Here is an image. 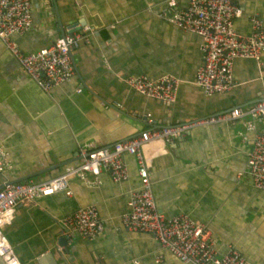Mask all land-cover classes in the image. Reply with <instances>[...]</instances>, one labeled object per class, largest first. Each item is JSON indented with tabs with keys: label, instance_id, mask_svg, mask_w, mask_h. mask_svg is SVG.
Here are the masks:
<instances>
[{
	"label": "crops",
	"instance_id": "1",
	"mask_svg": "<svg viewBox=\"0 0 264 264\" xmlns=\"http://www.w3.org/2000/svg\"><path fill=\"white\" fill-rule=\"evenodd\" d=\"M54 1L56 14L53 0H31L33 27L14 36L21 51L46 46L75 24L89 25L92 33L72 51L75 75L49 91L25 74L0 40V147L9 161L0 184L34 172L23 181L57 176L79 163L80 146H110L149 128L146 113L153 125H173L233 107L246 110L261 97L264 54L259 62L235 59L228 91L206 94L195 85L201 39L160 19L161 0ZM237 1L243 8L235 20L238 32H250L253 14L264 24V0ZM177 2L183 7L187 0ZM165 74L180 79L171 105L143 96L123 81L129 75ZM248 119L195 126L172 143L147 145L144 151L154 198L165 216L195 217L210 230L219 251L232 245L246 264H264V190L256 189L247 173V151L254 133L264 130V117L253 131L243 125ZM124 162L129 170L125 181L114 182L105 171L90 176L91 184L72 175L70 196L56 192L18 204L3 233L20 262L39 264L38 257L59 250L60 220L93 205L104 230L93 239L72 240L68 264H186L151 234L123 226L130 192L138 187L135 156L125 155Z\"/></svg>",
	"mask_w": 264,
	"mask_h": 264
},
{
	"label": "built area",
	"instance_id": "2",
	"mask_svg": "<svg viewBox=\"0 0 264 264\" xmlns=\"http://www.w3.org/2000/svg\"><path fill=\"white\" fill-rule=\"evenodd\" d=\"M160 3L164 6L157 12L160 19L200 37L202 61L193 83L206 94L225 92L233 87L236 58L259 62L264 54V24L257 14L249 18V33L236 30L235 20L243 14L237 0H187L183 7L178 6L177 0L158 1ZM32 27L31 0H0V40L15 56L25 74L40 88L49 91L75 75L72 51L80 42L89 41L92 28L89 25H72L48 45L23 52L14 36ZM123 81L139 94L166 105L176 101L180 84V79L171 74L158 78L129 75ZM243 116L249 117L243 123L246 131L256 130L257 122L264 117V84L261 98L246 110L233 107L221 113L163 126L153 125L150 114L146 113L144 117L150 124L149 128L110 146H80L79 163L66 167L57 176L40 182L6 183L7 179L4 180L6 184L0 188L1 260L4 264H22L3 233V228L12 222L18 204L34 203L38 198L56 192L70 196L69 179L72 175L91 184L92 176L105 171L112 181H125L129 178V170L124 156L133 155L137 162L138 187L130 192L128 209L121 216L123 226L128 230L151 234L163 248L186 264H246L245 256L232 245L219 251L210 230L199 219L186 213L167 217L158 209L150 180V160L144 151L147 145L172 143L195 126L233 121ZM243 137L246 138L245 135ZM8 164L7 152L0 147V173L5 171ZM247 173L252 185L264 190V130L259 129L254 133L251 148L247 151ZM60 223L59 235L65 238L67 244L76 238L93 239L104 230V222L93 205L78 208L64 216ZM58 247L67 259L64 246Z\"/></svg>",
	"mask_w": 264,
	"mask_h": 264
},
{
	"label": "water",
	"instance_id": "3",
	"mask_svg": "<svg viewBox=\"0 0 264 264\" xmlns=\"http://www.w3.org/2000/svg\"><path fill=\"white\" fill-rule=\"evenodd\" d=\"M52 12L55 14L57 13L55 10V1L54 0H53ZM57 22L59 23V26H61V22L59 20V17H58ZM61 31H63V28H61ZM72 60H73V57H72ZM255 101H257V100H255ZM36 173H38V172H34V173L28 174L26 176L20 177V178L8 180V181H6V183L23 181V180H26L28 177L33 176L34 174L36 175ZM6 183H1L0 188L3 187L4 184H6ZM57 244L59 246H64L63 251L65 254L68 252L69 244H67L64 237L60 236L58 238ZM69 260H70L69 258L65 259V257L62 255V252L58 249H56L55 252H47V253H44L43 255H41L40 257H38V263L39 264H68ZM0 263L4 264L3 261L1 260V258H0Z\"/></svg>",
	"mask_w": 264,
	"mask_h": 264
},
{
	"label": "clouds",
	"instance_id": "4",
	"mask_svg": "<svg viewBox=\"0 0 264 264\" xmlns=\"http://www.w3.org/2000/svg\"><path fill=\"white\" fill-rule=\"evenodd\" d=\"M8 181V180H7ZM4 183V182H3Z\"/></svg>",
	"mask_w": 264,
	"mask_h": 264
}]
</instances>
